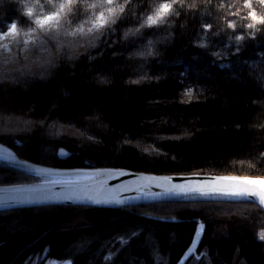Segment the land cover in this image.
<instances>
[{"label":"trees","instance_id":"1","mask_svg":"<svg viewBox=\"0 0 264 264\" xmlns=\"http://www.w3.org/2000/svg\"><path fill=\"white\" fill-rule=\"evenodd\" d=\"M70 1L74 16L87 9L95 25L105 20L109 27L87 54L50 65L31 83L3 78L0 118L23 117L30 129L1 135L0 143L52 167L264 177V24L249 15L264 16L260 0H117L118 6L91 0L87 7L88 0ZM164 4L169 11L160 13L163 22L143 24L154 6ZM21 17L15 0H0V30L16 19L22 23ZM141 25L143 40L133 42L135 31L126 38L125 31ZM141 44L145 50L138 54ZM52 123L80 136L53 138L45 127ZM61 147L71 152L64 161L57 156ZM34 181L0 167V186ZM144 207H168L171 215L136 211ZM200 225L199 250H206L211 264H264L257 238L264 214L255 205L234 203L0 213V264H35L45 251L88 264L82 254L67 252L79 237L93 238L88 252L114 238L125 240L123 250L130 254L143 256L152 247L177 264Z\"/></svg>","mask_w":264,"mask_h":264},{"label":"water","instance_id":"2","mask_svg":"<svg viewBox=\"0 0 264 264\" xmlns=\"http://www.w3.org/2000/svg\"><path fill=\"white\" fill-rule=\"evenodd\" d=\"M71 157L58 151L64 161ZM0 167L38 181L0 186V213L43 207H83L118 210L155 204L234 203L252 204L264 214V185L237 184L233 181H264V177L235 174H153L114 167H52L23 159L0 143ZM254 189L251 195L241 190ZM241 191V194H235ZM150 219L165 223L175 219ZM204 227L177 264H187L197 255ZM65 264H72L71 261Z\"/></svg>","mask_w":264,"mask_h":264},{"label":"rangeland","instance_id":"3","mask_svg":"<svg viewBox=\"0 0 264 264\" xmlns=\"http://www.w3.org/2000/svg\"><path fill=\"white\" fill-rule=\"evenodd\" d=\"M75 2V1H74ZM119 3L117 0H112V3L109 4L108 0H105L104 4L109 6H118L115 3ZM27 3L30 5V10L33 14L34 22L37 29L43 33H51L54 39H58L60 37H64L68 39L69 33L72 34L71 39L76 40L80 38L89 39L90 45L95 44V41H98L101 37L103 31L108 28V23L105 20H101V22H97V25L90 19L89 11L82 12L80 11L77 16H74V13H70L69 9L71 7L70 0H59V2H47L41 0H28ZM73 3V2H72ZM76 3V2H75ZM92 1H86L83 6L87 7V4H91ZM101 4V3H100ZM106 8V7H105ZM161 9V8H160ZM157 6H154L150 12V14L145 18L143 24L155 25L150 23V19H155L156 21L163 22L162 16L160 13L166 14V12H160ZM160 10V11H158ZM59 13V16L54 21H50L48 24L40 25L37 21L43 20L44 17L48 15H54ZM160 16V17H159ZM141 16H135V20L140 18ZM21 25L30 26L31 21L22 16ZM110 22V20H109ZM108 26V27H107ZM140 29H145L141 25L140 27H133L130 30L125 31L126 38L133 35V31L137 32L134 35V40L139 41L145 38L143 32L139 31ZM82 30V31H81ZM21 40H23L24 47H21ZM148 41V39H145ZM141 44V49L138 54L142 53L145 48ZM92 46L89 47V50L92 49ZM35 50V51H33ZM47 50V43L43 40L39 35L33 36L31 32L25 34L21 31L20 36H16L15 34L10 35V42L4 40L2 36H0V61L5 65V67L0 68V76L4 77H16L21 83L24 81L31 83V80L34 81V78H39V74L47 73L51 68V64L48 59L45 58ZM139 56V55H138ZM23 57V61L21 60ZM67 58V57H65ZM39 61L42 63H46L44 65H40ZM29 77V78H28ZM13 78V77H12ZM15 78V79H16ZM26 124V127H25ZM30 123L27 122V119L18 116H10V117H1L0 118V136L6 134L19 135L27 132L29 130ZM48 131H50L53 138H68L71 140H75L72 136H80V133L73 129L70 126L59 125V124H46ZM43 127V128H45ZM78 134V135H76ZM60 149H65L61 147ZM59 149V150H60ZM58 150V151H59ZM66 150V149H65ZM71 153V152H69ZM58 156V153H57ZM137 212L142 215L154 216L155 212L158 214H164L169 217L171 215L168 207H149V208H137ZM164 211V213H162ZM257 238L259 240L261 236H264V225L262 229L257 233ZM93 238H84L79 237L76 241L72 243V245L68 248L67 252L70 256H76L82 254L86 261L89 260L88 264H121L118 262L119 257L123 256V263L126 264H170V260L167 256L160 255L158 251L154 248L150 247L149 250L143 254L134 253L130 254L127 251L123 250V245L125 240L119 241V239L111 238L107 242L104 241L103 245L97 244L93 251H87L86 247L92 242ZM117 240L121 243L119 245ZM264 244V240H261ZM86 249V250H85ZM87 253H85V252ZM117 259V261L115 260ZM187 264H211V261L206 253V250L197 251V255H194L190 258ZM234 264H242L236 263Z\"/></svg>","mask_w":264,"mask_h":264},{"label":"clouds","instance_id":"4","mask_svg":"<svg viewBox=\"0 0 264 264\" xmlns=\"http://www.w3.org/2000/svg\"><path fill=\"white\" fill-rule=\"evenodd\" d=\"M17 4V10L22 15L27 17L31 24L30 26L21 25L19 19L14 20L12 23L15 25V35L20 36L21 31L25 34L31 32L33 36L39 35L43 40L47 43V50L45 54V58L48 59L49 63L53 68H57L60 66V61L65 57L69 60L78 59L79 56L87 54V50L89 49L90 43L89 39H76L72 40V34L69 33L68 39L64 37H60L58 39H54L51 33H43L40 32L34 22L33 14L31 16L28 15V11L30 5L27 3V0H15ZM80 10L79 6H77L76 11ZM10 35L7 30L0 31V36L4 38L5 41L10 42ZM21 47H24L23 40H21ZM35 51V50H33ZM91 58V57H90ZM23 61V57H21ZM5 67L3 63H0V68ZM6 81L0 76V84L5 83Z\"/></svg>","mask_w":264,"mask_h":264},{"label":"snow or ice","instance_id":"5","mask_svg":"<svg viewBox=\"0 0 264 264\" xmlns=\"http://www.w3.org/2000/svg\"><path fill=\"white\" fill-rule=\"evenodd\" d=\"M108 3L111 4L112 3V0H108ZM260 3L261 4H264V0H260ZM249 7H251V5L249 4L248 5ZM169 11V6L168 4H164L162 5V8H161V12H167ZM28 15L31 16L32 15V12L31 10L29 9L28 11ZM250 17L252 20H258L259 23L261 24H264V16L262 17H257L256 13L255 12H250L249 13ZM59 16V13H56L54 15H48L46 17H44L43 20H40V21H37L38 24L40 25H45V24H48L50 21H54L56 20V18ZM150 23H153L155 24L156 23V20L155 19H150ZM249 28L252 27V25H249L248 26ZM4 30H7L9 32V34H15V25L13 23H10L6 29ZM4 30H0V31H4ZM82 31V30H81ZM244 37L242 36H238L237 39H243ZM234 183H237V184H246V185H264V181H253V180H246V181H233ZM242 192H245V193H248V194H251V195H256L257 192L252 189V188H245L243 190H241ZM241 191H238L236 192L235 194H241ZM261 240H264V236H261L260 237Z\"/></svg>","mask_w":264,"mask_h":264},{"label":"flooded vegetation","instance_id":"6","mask_svg":"<svg viewBox=\"0 0 264 264\" xmlns=\"http://www.w3.org/2000/svg\"><path fill=\"white\" fill-rule=\"evenodd\" d=\"M52 253L49 251H45L43 253V256L39 257L36 261L35 264H65V262L67 261H71L72 264H74V262L76 261L75 258L73 259H58L55 256L51 255ZM121 263H123V256L121 255ZM117 261V259H115ZM118 262H120L118 260ZM30 264H34V263H30Z\"/></svg>","mask_w":264,"mask_h":264},{"label":"bare ground","instance_id":"7","mask_svg":"<svg viewBox=\"0 0 264 264\" xmlns=\"http://www.w3.org/2000/svg\"><path fill=\"white\" fill-rule=\"evenodd\" d=\"M120 258V257H119Z\"/></svg>","mask_w":264,"mask_h":264}]
</instances>
